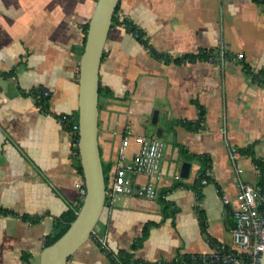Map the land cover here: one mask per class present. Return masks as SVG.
<instances>
[{"label":"crops","instance_id":"0c3cea01","mask_svg":"<svg viewBox=\"0 0 264 264\" xmlns=\"http://www.w3.org/2000/svg\"><path fill=\"white\" fill-rule=\"evenodd\" d=\"M96 3L0 0V264H40L55 221L80 204L75 184L82 176L60 118L78 117L83 27ZM118 5L100 66L103 164L109 175L116 169L127 130L133 133L128 160L138 151L136 137L159 128L165 149L155 197H107L94 234L145 262L208 253L213 243L232 246L238 188L222 126L226 120L228 140L240 151L243 179L258 187L264 178V2ZM223 47L229 61L221 67ZM40 90L50 92L45 113ZM184 162L191 163L187 178L181 177ZM147 180L138 175L132 183ZM67 264L112 263L90 238Z\"/></svg>","mask_w":264,"mask_h":264},{"label":"built area","instance_id":"2783aa9c","mask_svg":"<svg viewBox=\"0 0 264 264\" xmlns=\"http://www.w3.org/2000/svg\"><path fill=\"white\" fill-rule=\"evenodd\" d=\"M138 37V33H135ZM239 59L244 57L239 53ZM216 57L209 56V60ZM218 65L223 67L229 61L227 51L223 47L219 51L217 58ZM39 99L49 97L47 90L39 91ZM41 111L42 106H38ZM44 112V111H43ZM60 122L69 129L72 137V149L74 154H79V121L73 116H63ZM225 136V143L229 151L230 161L233 167V180L238 188L237 206L233 210L235 227L232 229L233 244L229 246L223 242L213 243V250L204 252L189 253L175 258L160 259L156 262H145L135 257L124 258L119 251L113 250L103 236H95V240L100 246L103 254L108 257L112 264H261V257L264 252V214L260 211V206L264 203V195L256 186L248 184L242 177V168L238 164L240 158L239 149L232 145L227 137V122L222 126ZM132 131L127 130L122 141L121 152L116 169L109 175L106 183V195H135L144 198H153L156 195V179L161 175V161L164 154L165 143L158 136L138 135V151L132 160H128L125 153ZM138 175H145L148 180L145 183L135 186L132 178ZM203 184L208 180L203 179ZM75 187L79 190L83 201L87 193L84 178L76 182ZM225 201L229 199L225 197Z\"/></svg>","mask_w":264,"mask_h":264},{"label":"water","instance_id":"95a60500","mask_svg":"<svg viewBox=\"0 0 264 264\" xmlns=\"http://www.w3.org/2000/svg\"><path fill=\"white\" fill-rule=\"evenodd\" d=\"M119 2L97 0L80 60L78 152L87 193L66 232L41 251L40 264H67L69 258L91 238L107 201L104 164L99 145L100 66ZM153 123H157L156 116ZM149 136L161 137L162 129L151 131ZM190 168L191 163L184 162L181 177L187 178ZM261 264H264V252Z\"/></svg>","mask_w":264,"mask_h":264},{"label":"trees","instance_id":"16d2710c","mask_svg":"<svg viewBox=\"0 0 264 264\" xmlns=\"http://www.w3.org/2000/svg\"><path fill=\"white\" fill-rule=\"evenodd\" d=\"M262 2H264V0H262ZM118 6H117V9H116L114 17H113V23L116 22V20H117ZM122 23H124L126 25V27H128L132 31H136L137 30L136 27L131 22H129L128 20H124V21H122ZM88 28H89V23H87L83 27L84 32H85V37H84V41H83V50H84V46H85V42H86V34H87V31H88ZM136 33H138V38H141V34L139 33L138 30H137ZM144 43L147 45L146 42H144ZM201 56H203V54H201ZM205 57H208V55H205ZM258 77H260V75H258ZM100 92H101V89L99 88V93ZM47 99H48V97H42V98H40L37 101L38 102V106L39 105L42 106V110L44 111V113L48 112ZM75 118L78 119V117H75ZM76 150H78V149H76ZM73 157L75 159H77V162H78L77 163V168H78V171L80 172V174H81V176L83 178V171H82V167H81L80 162H79V154H74ZM259 165H260V167H262V171L264 173V165L261 164V163ZM104 172H105L106 183H108V180H109V167L108 166L105 167V165H104ZM202 180H203V177H201V181ZM258 188L260 189L261 193L264 195V178L261 179V181L259 182ZM82 202L83 201L81 199L80 204L78 205V207L70 209L61 218H59V219H57L55 221L53 232L47 237L46 246L52 244L53 242H55L59 237H61L66 232V230L69 228L70 223L72 221H74V219L76 218L77 212L79 211V209H80V207L82 205ZM260 211L264 214V203H263V205L260 206ZM1 212H4V211L0 209V213ZM5 212H7V211H5ZM146 234H147V229H145V231H144V233H143L141 238L136 239V241L133 243L132 247L133 248H137L139 246V244L143 241V239L146 237ZM91 238L95 239V236H94L93 233L91 235ZM119 252L126 259H129L131 257L130 254H128V253H126L124 251H122V252L119 251ZM25 259L27 260L28 257H25ZM27 264H29L28 261H27Z\"/></svg>","mask_w":264,"mask_h":264},{"label":"rangeland","instance_id":"374dc122","mask_svg":"<svg viewBox=\"0 0 264 264\" xmlns=\"http://www.w3.org/2000/svg\"><path fill=\"white\" fill-rule=\"evenodd\" d=\"M105 165V164H104ZM105 167H107L106 165H105Z\"/></svg>","mask_w":264,"mask_h":264}]
</instances>
